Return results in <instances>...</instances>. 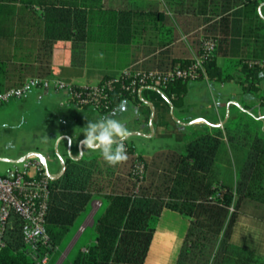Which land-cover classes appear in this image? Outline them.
<instances>
[{
    "label": "trees",
    "instance_id": "obj_1",
    "mask_svg": "<svg viewBox=\"0 0 264 264\" xmlns=\"http://www.w3.org/2000/svg\"><path fill=\"white\" fill-rule=\"evenodd\" d=\"M0 1L15 5L11 8L18 26L13 57L0 59V92L20 86L24 82L25 66L47 62L58 41L72 42V61L77 67L84 66L94 56L98 65L105 63L124 70L136 66L131 48L138 42V33L147 32V43L153 40L151 31H157L160 38L157 44L162 48L179 38L175 27L165 23L159 0ZM188 1L187 7L172 3L177 6L175 19L182 30L189 34L198 26L210 23L203 39L218 40L214 58L205 64V74L200 79L227 82L234 78L228 68L217 64L222 52L226 57L236 58L232 61L234 67L241 66L244 79L240 83L244 92L257 95L264 81L258 77L264 71L261 66L264 55L244 57L240 37L244 35L246 11L251 9L255 13L260 2ZM217 7L239 10L214 22L220 15L215 10ZM259 21L264 26V21ZM29 34H33V41L27 43L24 38ZM178 61L179 66L187 67L194 60ZM111 77L114 76H106L104 80ZM188 83L175 81L165 90L174 107H184ZM129 98L137 105L142 104L138 96ZM191 130L183 152H160L150 161L140 155L147 167L140 186L133 176L135 149L127 142L128 159L115 166L108 165L101 156L68 158L65 174L50 179L46 223L51 248L46 252L67 247L97 198L102 207L94 219L92 242L85 245V250L82 247L77 250L71 264H147L165 210L179 213L189 221L176 264H264L254 252L231 243L242 201L249 200L264 208V136L255 122L240 117L229 119L223 128L205 126L200 131ZM46 252L40 250V261ZM0 264H38L24 241L18 215L11 216L4 234Z\"/></svg>",
    "mask_w": 264,
    "mask_h": 264
},
{
    "label": "crops",
    "instance_id": "obj_2",
    "mask_svg": "<svg viewBox=\"0 0 264 264\" xmlns=\"http://www.w3.org/2000/svg\"><path fill=\"white\" fill-rule=\"evenodd\" d=\"M159 1L162 10L165 12V23L175 27L179 35L178 40L170 46L162 48L158 47L157 44L160 40L157 31H151L152 36L150 37L152 38H149L153 40L151 42L147 41V43L145 39L148 36L147 32L142 31V33H138V42L135 41L132 45L131 53L135 60L133 63L136 66L149 70L167 71L174 68V66H179L178 60L185 58L194 60L201 54L205 29L210 23L202 24L187 34L175 19L174 7L177 8V6L172 5V3H179V5L182 3V7H187L189 1ZM14 6L12 3L0 1V7H2V10L0 9V59H10L15 52L14 44L17 39L15 33H17L18 26L13 14L14 9L12 8ZM17 6L19 7V5ZM4 7H8V9L5 11ZM36 9L37 11L40 10L39 8ZM215 10L220 12V15L214 20V22H217L232 15L233 13L231 12H235L239 8L234 7L228 10L227 8L217 7ZM256 15L264 21V2L259 5L255 13L251 9L246 11L244 35L243 37L241 35L240 39L243 45V55L247 58H258L264 55V29L261 28L264 26H260L263 24L260 21L258 22L260 19ZM217 33L222 34L220 30ZM32 37L33 34L25 35L24 41L27 43L33 41ZM35 37V41H38V36L36 35ZM232 61H236V58L226 57L220 52L217 58L218 66L228 68L234 78L227 82L211 81L208 78L189 82L184 107L182 108L174 107L165 92L153 87L146 88L138 96L142 104L137 105L132 99L126 98L109 112H99L92 108H76L69 102L65 93L33 90L22 100L10 102L8 106L4 107L5 109L0 111V124L16 119L5 116L4 114L7 111L15 107L21 110L24 109L25 115L22 116V121L27 125L25 130H27L29 136L32 132H38L39 141L26 147L15 157H8L6 150H3L2 143H0V161L3 158H12L13 161L8 162L14 163L36 152L48 159L50 173L58 175L62 171V164L56 156V150L66 161L70 158V155L79 159L80 156L78 154L81 151L80 140L84 138L81 131L87 120L94 121L101 116L107 115H114L126 124L130 135L125 142L133 146L135 151L147 161H150L156 154L145 156L134 143H128L131 137L138 136L154 139L159 136L164 138L177 132L176 140L179 142V149H169L160 152H183L186 149V136L191 134V129L195 128L200 131L205 126L221 127V124L224 126L229 119L238 117L245 121L255 122V125L264 136V99L259 98V95L264 96V81L259 85L260 92L257 95L245 93L240 83L241 78L244 79L242 68L241 66L234 67ZM98 64L99 62L94 56H91V60L88 61L87 59L84 66H75L72 61V42L62 40L55 43L51 57L47 62L26 65L23 79L25 81L35 77L58 78L78 86H86L97 85L106 76H117L122 71L116 66H107L105 63H101L102 65ZM12 75V80H15V74ZM40 96L43 98L40 99ZM122 102L125 105L124 109L117 111L118 106ZM217 102L220 103L219 106L216 105ZM152 116H154V130L150 124ZM58 134L65 137L64 141L59 144L55 140ZM68 138L72 139V143H69ZM93 156L101 155L98 152L86 151L82 158ZM98 201L101 202L97 198L92 201L89 211L83 216L81 225L69 240L66 249H70V254L73 252L72 259L79 248L82 247V250H85V245L92 242L94 219L100 210V208L96 207V202ZM188 226V219L179 213L165 210L161 215L147 264H162L159 263L161 261L157 262L155 255L153 260H150L153 249L157 247L171 250L172 254L167 257L163 264H176ZM82 227L86 228L83 233L80 231ZM88 229H91V231L84 239ZM231 243L254 252L262 258L264 263V208L258 207L249 200L242 201L231 235Z\"/></svg>",
    "mask_w": 264,
    "mask_h": 264
},
{
    "label": "built area",
    "instance_id": "obj_3",
    "mask_svg": "<svg viewBox=\"0 0 264 264\" xmlns=\"http://www.w3.org/2000/svg\"><path fill=\"white\" fill-rule=\"evenodd\" d=\"M256 1L260 5L264 2ZM217 46V39L205 38L201 54L190 66H177L167 71L130 66L97 85L78 86L58 78H30L20 86L0 92V108L12 101L22 100L33 90H39L65 93L69 102L79 109L92 108L99 112H109L118 102L139 96L148 87L165 92L175 81L200 80V76L205 74V64L214 58ZM261 66L264 67L263 64ZM216 105L219 106L220 103L217 102ZM126 151L127 154L130 152L127 144ZM133 155V176L140 186L146 178V162L136 151ZM50 196V177L36 157L26 159L22 166L17 165L9 175H0V249L4 247V234L10 225L11 216L15 214L22 220V235L30 254L38 264L47 262L46 249L51 248L46 223ZM96 207L101 208L102 203L96 202ZM85 230L82 227L80 231L83 233ZM40 250L46 252L41 261Z\"/></svg>",
    "mask_w": 264,
    "mask_h": 264
},
{
    "label": "rangeland",
    "instance_id": "obj_4",
    "mask_svg": "<svg viewBox=\"0 0 264 264\" xmlns=\"http://www.w3.org/2000/svg\"><path fill=\"white\" fill-rule=\"evenodd\" d=\"M263 17V16H262ZM14 102V101H12ZM10 104V103H9ZM9 104L4 105L0 108V111L5 109L4 107ZM5 116L14 117L8 122H3L0 124V143H2L3 150H6V155L8 157H15L20 151L26 149V147L33 145L39 141L38 132L27 133L25 127L27 126L24 121H22V116L25 115V110H21L18 107L13 108L12 110L7 111ZM175 119V117H173ZM37 134V136H36ZM178 133H172L167 135L164 138L157 137L154 139L141 138L138 136L131 137L128 140V143H134L135 146L145 155H155L160 151L169 150V149H179L180 145L177 142L176 138ZM35 137V138H34ZM37 137V138H36ZM1 145V144H0ZM8 161H13L12 158H3L0 161V175H9L15 167L22 166V163L14 164ZM91 229H88V232L84 236V239L88 236ZM67 250V251H66ZM171 250H164L161 247L154 248L150 260L152 261L154 255L156 260L161 261L159 263H164L167 260V257L171 255ZM73 257V252L70 254V249H55L48 252L47 262L44 264H71Z\"/></svg>",
    "mask_w": 264,
    "mask_h": 264
},
{
    "label": "clouds",
    "instance_id": "obj_5",
    "mask_svg": "<svg viewBox=\"0 0 264 264\" xmlns=\"http://www.w3.org/2000/svg\"><path fill=\"white\" fill-rule=\"evenodd\" d=\"M258 77L264 79V71L258 73ZM125 105L122 102L117 111H122ZM84 138L80 140L81 151L79 156L85 152H98L102 159L110 166L126 162L128 159L125 141L130 132L126 124L114 115L101 116L96 120H87L82 128ZM64 136L58 134L55 138L57 144L63 142ZM72 143V139H69Z\"/></svg>",
    "mask_w": 264,
    "mask_h": 264
},
{
    "label": "water",
    "instance_id": "obj_6",
    "mask_svg": "<svg viewBox=\"0 0 264 264\" xmlns=\"http://www.w3.org/2000/svg\"><path fill=\"white\" fill-rule=\"evenodd\" d=\"M151 105H152V104H151ZM153 120H154V116H152L151 121H150L151 128L154 130ZM68 139H69V138H68ZM56 156H57V158L60 160V162H61V164H62V171H61V173L58 174V175H52V174L50 173L48 159H47L44 155L39 154V153H36V152L31 153V154L25 156L24 158H22L21 160L16 161V162H14V163H15V164H19V163L24 162L26 159H28V158H30V157H36V158H38V159L42 162V164H43V166H44V169H45V171L47 172V174H48V176L50 177V179H59V178H61V177L65 174L66 169H67V165H66V160H65V159L59 154V152H58L57 150H56ZM70 158L73 159V160H79V159L82 158V156H80V158L77 159V158H74L72 155H70Z\"/></svg>",
    "mask_w": 264,
    "mask_h": 264
}]
</instances>
